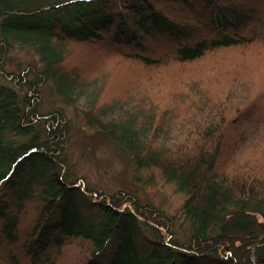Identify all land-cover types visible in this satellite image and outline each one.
<instances>
[{
	"label": "trees",
	"instance_id": "trees-1",
	"mask_svg": "<svg viewBox=\"0 0 264 264\" xmlns=\"http://www.w3.org/2000/svg\"><path fill=\"white\" fill-rule=\"evenodd\" d=\"M69 39L103 42L150 67L190 63L230 47L263 46L264 0H0L1 262L54 264L50 252L79 243L90 254L80 264H264V158L254 152L264 100L234 118L214 107L189 120L160 116L136 99L101 105L98 80L64 65ZM15 47L37 55L39 65L5 71ZM47 81L63 104L80 109L82 102L87 124L137 170L161 169L185 195L179 215L148 211L155 207L129 192L126 200L91 202L66 153L65 112H39V92L30 94ZM29 209L35 214L24 229ZM179 219L184 240L176 236Z\"/></svg>",
	"mask_w": 264,
	"mask_h": 264
},
{
	"label": "rangeland",
	"instance_id": "rangeland-1",
	"mask_svg": "<svg viewBox=\"0 0 264 264\" xmlns=\"http://www.w3.org/2000/svg\"><path fill=\"white\" fill-rule=\"evenodd\" d=\"M67 43L70 51L65 67L88 82L98 80L101 105H108L113 100L136 99L145 108L155 107L160 116L167 114L178 120H189L192 115L196 118L206 116L204 111L210 109L234 118L264 100V45L230 47L194 62H169L150 67L126 54L110 52L103 42L69 39ZM31 62L39 65V57L15 47L9 51L2 66L5 71L19 72ZM0 81L5 82L3 77ZM35 89L37 91H30V94L35 93V96L39 92L34 100L39 112L47 113L57 107L65 112L69 126L64 139L66 153L76 182L86 189L93 204L108 201L117 194L126 200L127 196L122 193L129 192L128 196L140 204L155 207L148 211L168 216L180 214L185 195L174 183L166 180L161 169L153 166L137 170L120 147L87 124L84 104L80 103V109L63 104L51 81ZM25 90L27 87L24 86L20 92ZM176 93L182 94L179 95L183 101L175 100ZM173 129L176 135L182 133L179 127ZM260 139L254 152L257 158L261 154L264 158V132ZM244 154L250 156L248 150ZM141 209L147 211L143 207ZM34 214L33 209L26 212L22 221L24 229L31 225ZM180 223L181 219L175 223L176 236L184 240L187 234L179 227ZM85 248L84 244L74 243L61 251L50 252V259L54 264H80ZM89 255L88 252L84 256L87 258ZM206 262L199 263L216 264ZM0 264H4L1 259Z\"/></svg>",
	"mask_w": 264,
	"mask_h": 264
}]
</instances>
